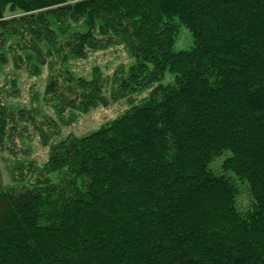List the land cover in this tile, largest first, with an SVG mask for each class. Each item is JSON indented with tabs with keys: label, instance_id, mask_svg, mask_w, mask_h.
<instances>
[{
	"label": "trees",
	"instance_id": "16d2710c",
	"mask_svg": "<svg viewBox=\"0 0 264 264\" xmlns=\"http://www.w3.org/2000/svg\"><path fill=\"white\" fill-rule=\"evenodd\" d=\"M113 47L112 77L74 71ZM0 264H264V0H0Z\"/></svg>",
	"mask_w": 264,
	"mask_h": 264
},
{
	"label": "rangeland",
	"instance_id": "374dc122",
	"mask_svg": "<svg viewBox=\"0 0 264 264\" xmlns=\"http://www.w3.org/2000/svg\"><path fill=\"white\" fill-rule=\"evenodd\" d=\"M192 45V39L189 31L185 27H180L178 35L175 39L173 48L176 51L188 50ZM131 63L128 55L121 47L108 48L94 54H91L85 61H77L73 66L75 72H79L81 75H88L91 72L92 67H98L104 77H112L115 70L122 67H127ZM44 75L40 80H27L25 79L22 85V91L20 92V98L15 99L13 102L20 103L23 106L29 107V102L32 94L31 85L35 83L38 89L42 91L44 85ZM173 80V75L166 74L161 84H167ZM106 97L109 96L107 92L104 93ZM148 91L135 93L131 98L124 97L116 101H110L107 106H100L91 110L88 114H77L75 119L69 122L67 125L61 127V134H73L83 135L91 130L97 129L103 123L114 119L119 114L123 113L133 100L141 99L147 96ZM44 109V108H43ZM47 115L53 116L52 112L48 109H44ZM53 118V117H52ZM56 119V118H55ZM27 135L32 138L29 142L32 150L30 158L36 160L39 164H42L47 156V149L40 145L38 137L32 132L29 127ZM2 180L7 181L6 172L2 169Z\"/></svg>",
	"mask_w": 264,
	"mask_h": 264
}]
</instances>
